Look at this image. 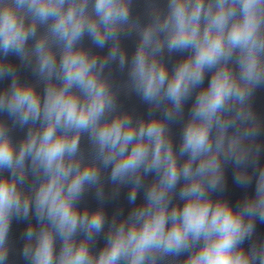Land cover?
<instances>
[{
    "label": "clouds",
    "instance_id": "9594fccd",
    "mask_svg": "<svg viewBox=\"0 0 264 264\" xmlns=\"http://www.w3.org/2000/svg\"><path fill=\"white\" fill-rule=\"evenodd\" d=\"M258 89L264 0H0V264H264Z\"/></svg>",
    "mask_w": 264,
    "mask_h": 264
},
{
    "label": "water",
    "instance_id": "95a60500",
    "mask_svg": "<svg viewBox=\"0 0 264 264\" xmlns=\"http://www.w3.org/2000/svg\"><path fill=\"white\" fill-rule=\"evenodd\" d=\"M145 9V0H133V15H138L142 14ZM126 44L128 46L129 52L131 53L133 44L132 41H126ZM178 55L173 56V60L178 59ZM23 75L27 76L29 79H31L30 73H24ZM114 78L117 83L121 82L124 77L118 72L114 70ZM120 104L123 106L124 109L126 110H131L134 111L135 114L137 115H144L147 112V105L144 104L139 97H137L135 94L131 95H125L121 93L120 98H119ZM191 101H189V104L186 105L185 111L187 112V108L190 106ZM254 107L259 115L264 117V89H258L256 96L254 97ZM179 132H180V125L176 124L173 125V133L175 136V139L179 140ZM23 131L20 129H16L13 133L14 137L20 138L23 136ZM261 141L264 142V137H261ZM82 146H85L82 144ZM261 164H264V153L261 155ZM227 195H229L233 201L237 198L239 195V190L236 189L234 186L231 184L229 185V190ZM84 203H86L88 206L94 208L96 207V200L94 198V195L92 193H88L85 195ZM106 211L111 216L113 211H115L117 208L123 207L125 211H127V200H126V190H122L120 196L115 199L111 200L106 204ZM24 228L23 223H13L12 227V238L14 241H16V248L19 249L20 247V242H19V236L20 233L22 232ZM258 230L261 232H264V225H258ZM102 240L100 243L102 244ZM13 259L17 261V264H23V262L20 260L18 255H14Z\"/></svg>",
    "mask_w": 264,
    "mask_h": 264
}]
</instances>
